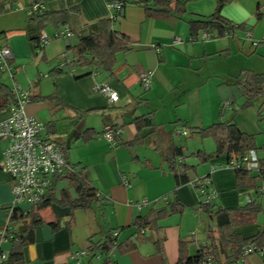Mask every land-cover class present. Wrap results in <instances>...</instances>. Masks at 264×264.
Segmentation results:
<instances>
[{"label":"crops","instance_id":"1","mask_svg":"<svg viewBox=\"0 0 264 264\" xmlns=\"http://www.w3.org/2000/svg\"><path fill=\"white\" fill-rule=\"evenodd\" d=\"M125 1L124 15L115 19L116 13L107 0H0V46L11 48L15 68L14 79L0 74V123L16 107L17 102L13 103L8 94H14L16 99L14 86L28 91L31 102L26 105V113L46 126L42 136L62 147L67 161L96 190L98 199L88 209L72 211L68 204L79 198L76 187L69 179H59L53 186L54 177L45 199L50 203L47 207L19 205V213H30L43 221L34 230V241L24 249L23 264H78L72 255L89 249L91 244H101L109 231L119 232L120 245L110 254L109 264H176L181 242L187 243V254L195 256L208 245L210 229L217 233V228L216 221L201 210V198L193 181L207 176L212 165L224 161L215 157V140L202 138L199 132L217 123H234L242 133L254 136L257 145H263L264 98L247 106L237 86L245 70L237 77L210 66L231 45L224 40L214 41L221 38L217 31L192 35L190 22L209 19L217 10V1L165 0L182 5V17L150 12L139 4L145 0ZM36 2L44 5L47 12L64 15L56 19V25L40 30L28 19ZM221 16L233 25H243V33L252 35L251 40H246L249 49L244 54L250 63L248 71L264 75V29L257 31L264 22V0H237L225 5ZM107 21L113 22V29L129 40L130 49L116 55L112 74L76 68L77 61L68 46H76L81 37L99 35ZM66 27L73 32L70 39H55L39 49L42 32L52 37ZM239 32L235 37L224 34L222 38L236 39ZM203 33H211L212 39L204 40ZM176 38L182 43L174 45ZM64 53L74 60L71 71L55 73ZM145 71L154 74L153 85L146 92L139 78ZM98 83L117 91L119 102L110 105L104 96L95 94L93 86ZM2 87L8 91L4 93ZM232 99V111H223L221 119L222 104ZM150 114L152 126L143 130V139L137 141L134 120ZM106 125L122 129L116 145L103 137ZM181 129L186 135L177 132ZM6 146L7 142L0 140V162ZM173 146L181 149L180 161L190 167L187 184H177L166 161L165 153ZM204 155L209 159L205 161ZM211 186L219 192L213 203L215 210L244 207L248 197L256 193V188L239 187L234 171L216 172ZM12 188L11 178L0 170V232L7 226ZM164 196H168L167 201L161 200ZM145 200L151 204L139 209ZM172 203L185 210L159 222L160 234L165 237L164 262L155 246L156 232L145 230L142 236L134 222ZM254 204L261 212L255 221L232 227L234 235L250 239L264 232V205L259 200ZM23 226V222L11 220L7 241L2 244L7 256ZM133 241L136 248L130 250ZM105 259L102 256L98 261L88 256L81 264H103ZM221 259L224 262L225 256ZM247 262L264 264V256L253 254ZM230 264L243 263L239 260Z\"/></svg>","mask_w":264,"mask_h":264},{"label":"trees","instance_id":"2","mask_svg":"<svg viewBox=\"0 0 264 264\" xmlns=\"http://www.w3.org/2000/svg\"><path fill=\"white\" fill-rule=\"evenodd\" d=\"M216 1L218 6L214 15L207 20L190 22L193 36L197 35L199 31H217L219 37L222 38L226 30L235 26L232 22L221 16L222 8L233 0ZM139 4H143L148 11L161 15L175 14L179 17L185 15V9L178 3L172 4L165 0H145ZM63 15V13H50L43 10L33 13L28 16V19L37 23L40 30H44L50 25H56V21H59L56 19ZM103 27L99 35L81 37L76 46H68V51L73 53V58L77 61L76 68H90L92 73L103 71L112 74L116 65V55L130 49L129 40L113 29V22L107 21ZM239 28H243V25H239ZM55 73L63 72L56 71ZM237 86L246 97L247 106L251 105L257 98H264V75H257L245 70L238 77ZM1 90L4 93L8 91L5 87H2ZM8 94L12 99L10 100L16 104L17 101L14 94L10 92ZM220 118H224L222 109ZM134 123L138 130V141L143 139L140 135L141 132L152 126V115L136 118ZM199 134L202 138H213L215 140L217 145L215 157L219 159L230 160L231 158H240L248 154L249 151L258 149L255 137L242 133L234 123H217L208 129L200 131ZM182 154L181 149L174 146L170 147L165 153L166 161L169 164L170 170L174 173L178 185L189 183L187 173L190 167L180 161L181 157H183ZM205 156L203 157L206 161L209 158ZM236 175L239 187L250 189L258 187L257 177L251 178L249 173L244 171H238ZM59 179H69L79 193V198L68 204L72 211L80 208L88 209L94 202H97L96 190L87 183L80 173L76 172L75 168L71 172L55 177L53 186ZM49 204V201L44 200L39 208L47 207ZM200 208L209 214L212 220L216 221L217 233L210 229L208 245L201 247V250L195 256L188 255L187 243L181 242L179 260L176 264H199L207 256H211L218 264H230L238 262L241 259L242 250L247 245L253 244L261 248L264 247V232H260L257 236L250 239H243L231 232V228L234 226L255 221L261 210L254 203L238 209L218 208L215 210L213 205L207 207L200 206ZM184 210L185 207L180 204L172 203L164 208L154 209L148 216L140 217L134 222L137 233L142 236H144L142 231L145 232V230L156 232L158 237L155 241V246L164 262L166 261L164 251L165 237L160 234L159 222L167 216L181 214ZM27 219H30V221H27ZM12 221H21L24 226L4 264H23L24 249L34 241V230L43 221L39 216L31 215L30 213L29 215H23L17 210L13 213ZM114 232L109 231L101 244H91L89 247L92 256L102 254L106 257L103 264H109L110 254L120 247L118 237L113 236ZM141 240L143 241L144 237ZM135 248L136 242L133 241L129 245V249L133 250ZM223 255L225 256L224 262L221 261Z\"/></svg>","mask_w":264,"mask_h":264},{"label":"built area","instance_id":"3","mask_svg":"<svg viewBox=\"0 0 264 264\" xmlns=\"http://www.w3.org/2000/svg\"><path fill=\"white\" fill-rule=\"evenodd\" d=\"M107 4L111 10L116 13L117 17H122L125 13L127 2L125 0H107ZM45 10L41 3H34L30 10L29 16L37 11ZM238 26L225 31L226 37H235ZM249 38H252L250 33H247ZM73 36L71 29H65L56 32L52 37L45 32L39 35L38 43L39 49L44 48L49 42L55 39L68 40ZM202 38L206 41L212 39L211 33H203ZM197 40L196 38L192 39ZM182 43L180 38L174 40V45ZM254 46L258 42L254 41ZM157 52L160 49L156 48ZM12 51L11 48L4 44L0 46V74L14 79L15 68L11 64ZM72 60L67 53L61 55L57 64L58 71H71ZM140 85L146 92L149 91L153 85L154 74L151 71H145L140 74ZM17 104L12 111L11 116L0 123V140L7 142L4 152V158L0 162V170L6 173L12 180L13 200L9 207V214L6 222L5 231L0 232V264H4L7 260V253L2 249V244L7 241V231L10 228V223L14 211L19 205H28L33 208L39 207L46 199L49 189L52 185V180L56 176H61L67 172L74 170L73 166L67 161L62 147L42 136L46 130V126L34 117L26 113V105L31 102L30 93L20 87L14 86L13 89ZM93 92L104 96L110 105H115L119 102L120 96L117 91L111 88L108 84L98 83L93 86ZM233 100L226 101L222 104L223 111H229L233 108ZM181 135H186V131L181 129L177 131ZM123 133L121 128L113 125H106L103 131V137L113 145L119 141V136ZM264 154H259V150H251L248 154L240 158H231L224 160L221 163L214 164L210 167V173L193 181V186L200 195V206H212L214 201L218 198L219 192L211 186L212 175L218 171H244L249 174H254L259 180H264ZM163 201L168 200V196L161 198ZM259 200L264 205V185H258L256 188L255 197L249 196L248 204L255 203ZM158 201H156L157 203ZM151 203L147 200L138 205L139 209L149 206ZM144 234V231H142ZM114 237L119 236V232L113 233ZM253 254H260L264 256V247L257 245H247L242 250L240 261L243 264H248L247 259ZM90 254V250L86 249L72 255V258L78 263H82V259ZM102 254H95L92 256L98 261L102 260ZM199 264H217L211 257L207 256Z\"/></svg>","mask_w":264,"mask_h":264},{"label":"rangeland","instance_id":"4","mask_svg":"<svg viewBox=\"0 0 264 264\" xmlns=\"http://www.w3.org/2000/svg\"><path fill=\"white\" fill-rule=\"evenodd\" d=\"M235 1H237V0H233L232 2H235ZM232 2H230V3H232ZM262 21H264V19ZM239 29L240 28L238 26L237 32L240 31L241 33L240 32L238 33L236 39H229V38L214 39V41L224 40L225 43L231 45L230 50L227 49V51H224L222 53V56L216 57L210 62V66H211V68L214 69V71L218 70L219 72H221L225 75L228 74L229 76H230V74L232 76H234V74H235L238 77V75H240V73L243 70H248L250 63L248 62V59L245 57L244 54H246V51H248L247 49H249V46H248L249 44L248 45L246 44V40H251V38L248 37L247 33H243V31L241 29L240 30ZM262 29H264V22H263V25H261L257 28V31L260 32V31H262ZM244 46H246V48H244ZM236 98H237V100H240V101L242 99L238 95H236ZM230 111H232V110H229L228 112H230ZM262 138L263 139L260 142L263 143V145L258 144L257 147L259 150V154H261L263 156V154H264V134H262ZM258 184L264 185V180H259ZM254 193H255V191H254Z\"/></svg>","mask_w":264,"mask_h":264}]
</instances>
